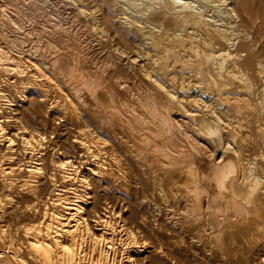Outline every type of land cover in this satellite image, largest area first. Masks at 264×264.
Returning a JSON list of instances; mask_svg holds the SVG:
<instances>
[{"label": "bare ground", "instance_id": "bare-ground-1", "mask_svg": "<svg viewBox=\"0 0 264 264\" xmlns=\"http://www.w3.org/2000/svg\"><path fill=\"white\" fill-rule=\"evenodd\" d=\"M25 1L0 0V264H140L141 260L144 264H168L162 257L181 264L161 248L156 254L159 259H151L154 250L148 251L145 238L119 217L126 209L130 181L127 170L109 157L108 144L130 150L143 175L139 185L145 182L153 191L150 202L159 199L166 205L162 208L155 203L157 215L165 218L167 228L182 235V242L187 239L201 263L211 264L216 258L206 248L215 245L226 248L227 252H217L223 264H264V255L254 259L253 247L257 245L254 239L264 235V169L259 172L254 159L245 167L247 159L236 143L243 130L254 126V137L259 138V142L254 139V151L264 150V12L251 18L255 37L248 44L229 19L222 23L208 13L213 7L225 6L227 0H198L203 4L199 8L193 0L121 1L120 14L124 11L133 14L135 22L157 25L158 34L150 32L145 37L154 58L144 48L138 56L147 59V66L159 65L158 71L164 75L171 68L173 81L178 76L177 65L183 72L190 69L191 88L215 98L237 117L235 128L226 134L227 126L213 112L193 117L191 125L175 121L184 114L178 98L152 79L145 66H136L134 60L125 62L132 53L126 34L117 30L108 34L111 28H105L104 34L92 25L89 32L97 38L92 41L107 38L108 47L97 52L104 59L89 58L91 39L81 40L73 34V47L49 39L60 33L67 42L71 32L45 16L46 8L38 5L51 1L56 6H72L73 0L68 4L66 0ZM139 1L149 4L142 6ZM243 2L233 3L236 9L230 7L234 15L237 10L246 14ZM103 8L99 5L97 9L103 14ZM75 14L83 16L82 12ZM153 14L156 16L148 17ZM36 15L46 17L40 30L48 38L25 42V35L15 34L10 40L12 30L16 33L25 23L32 24ZM10 50L23 57H13ZM64 58L71 63L69 69L78 72V83L64 75L60 65ZM169 58L173 64L166 62ZM121 66L133 73L137 69L146 84L132 90L130 85L135 88V84L120 73ZM25 101L62 123L73 121L77 151L72 156L62 151L57 136L51 138L45 131L31 128L32 122L46 125L47 120H39L31 107L23 110L20 103ZM247 117L250 120L244 126ZM161 133L168 139L159 138ZM172 139L179 142V149L172 150ZM48 150L55 158L49 162ZM172 158L181 163L169 164ZM93 179L109 182L110 198L98 201L102 203L101 215H96L97 204L87 192ZM58 181L66 198L58 193L45 202L49 186ZM91 209L95 210L93 216ZM235 246L245 248L240 256L232 252ZM192 263L197 261L188 262Z\"/></svg>", "mask_w": 264, "mask_h": 264}, {"label": "rangeland", "instance_id": "rangeland-1", "mask_svg": "<svg viewBox=\"0 0 264 264\" xmlns=\"http://www.w3.org/2000/svg\"><path fill=\"white\" fill-rule=\"evenodd\" d=\"M28 1H30V0H27L25 2H28ZM68 1L69 0L65 1V2H67L66 4H68ZM76 1H78V0L72 1L75 3V5H72L73 7L70 4L65 6L64 5L65 3L56 6L51 1H47V3L43 4V5L38 3L39 6L44 7L43 9L46 8L45 9L46 10L45 16H48V18H51V20H53V21H58V23L63 24L62 26L68 28L71 32L70 36H69V40H68L70 42H68V41L64 42L68 38L65 39L64 36L60 33L54 34L51 37H49L50 40H52L53 42H56L57 44L69 43V45L71 47H73L74 46V42H73L74 40H73L72 36H73V34H76L75 35V37L77 36L76 38H79L81 40L87 39V41H89V39H91L89 41V42H91L92 40H95V38H96L91 32H89V29L92 28L93 26H95L96 29L103 31L104 34L105 33L107 34L106 29L109 30L110 28L112 30L110 29L111 31L108 32V34L112 33L114 30L119 31L121 34L122 33L126 34L130 38V41L132 43V53L128 56L129 61H127V58L125 57V62L130 63L131 61L134 60L136 66H138V67L139 66H141V67L145 66L144 68L148 69V72L150 71V76H152L151 77L152 79H155L167 91H169L170 94H172L174 97L178 98L179 102L182 105V109H183L184 114L183 115L179 114L178 116H176L175 121L179 122L182 125H191L193 122V120H192L193 117L200 118L201 116L209 115V113L213 112L214 114L218 115L222 119L223 123H225V125L227 126L226 132H225L226 134L229 133L230 129L235 128L237 117L235 118V116L233 115V112L229 108H226L225 105H220V103H218V101L215 98H212V97L207 96L205 94L203 95L198 90L191 88V85L188 81V76L190 75V72H191L190 69L187 70L188 68H186V70L184 69V72H183V70H182L183 68L181 67V65H177L175 68L176 69L175 72L178 76H177V79H175L173 81L172 80L173 75L171 74V71H172L171 68L168 70L170 74L168 72H165V75H164L160 71H158L160 69L159 65L157 66L155 64L154 65L151 64L150 66H147V64H146L147 59L145 60L144 58H141L138 56V53L142 54V52H143L142 49L144 48V52L148 53L149 57H151V59L154 58L153 57L155 55L154 50H153V48H152V50H150L151 47L149 46V41H147L146 38H147V34L150 32H154L156 35L158 34V33H156V31L158 30L156 28L157 25H153L149 22L148 23L146 22L144 24L141 23L140 21L135 22V20H134L135 16H132L133 14H127L124 11H121V14H120L121 6L123 5V3L121 2L122 0H111V1L110 0H96L95 2H90L91 0H80L78 2H76ZM197 1L193 0L195 6H197L198 8L200 6H203V4H200V2L199 1L197 2ZM237 1L238 0H229V1L227 0L226 5H225L226 7L225 6L213 7V8L208 10L209 11L208 13L210 16H212L213 20L214 19L219 20V21L222 20L221 21L222 23H224L227 19H229L228 21L231 22L234 26H236L240 36L243 35L242 39L246 40L247 43L249 42L248 44H251L253 38L255 37V31H254L255 29L253 30V24L251 22L252 21L251 18H253V16L254 17L257 16V13L264 12V0H246V1L241 0V1L245 2L246 14L243 13V11L237 10V13L234 15L232 13V11L230 10V7H233L234 9H236L237 5H234L233 3L236 4ZM146 2H148V1H144V2L139 1V2H137V4L140 5V3H141L142 6H145V4L146 5L149 4ZM50 3H52L53 5ZM99 5L100 6L102 5V7H104L103 8L104 9L103 14L97 9ZM76 7H77V9H76ZM76 11L82 12L83 16L82 15L77 16L75 14ZM159 11H157L155 14L157 15V13ZM32 13H33V11L31 12V14ZM247 13H248V15H247ZM155 14L150 15L148 17L153 18L154 16H156ZM45 16L39 17L36 15L35 22H33L32 24L25 23V26L22 28L23 30L20 29L16 33H13V30H12L11 34L8 35V36H11L10 40H12V36H14L16 34V35H19L22 37H24V35H25L26 36V38L24 37V39H26L25 42H28V41L30 42V41L36 39L35 37H38L37 40H40V42H43L44 37L48 38L47 37L48 35L46 36L40 30L41 26L46 21ZM124 19L126 21H124ZM42 21H44V22H42ZM132 22L134 24L131 25ZM26 24H27V26H26ZM31 27H33V28H31ZM127 27H130L129 30ZM175 27H176V25H175ZM254 28H255V26H254ZM31 29H33L35 31L32 35L30 34ZM140 31H141V33H139ZM22 32H23V34H19ZM28 32H30V33H28ZM140 34H142V35H140ZM27 36H29V37H27ZM32 36H33V38H32ZM142 37H143V39H142ZM101 41H95V42L92 41V43H91L92 44L91 54L89 55V58L92 57L94 59H97V57H98V58L104 59V56L103 55L101 56L97 52L101 51L102 49H107V47H108V44H106L107 38H103ZM9 54L12 55L13 57L14 56L23 57V55H21L19 52L15 51V50H13V51L10 50ZM151 59L149 58L148 60H151ZM169 59H167L166 62H168V64H173L172 63V62H174L173 58H169ZM149 62H152V61H149ZM68 63H69V65H68ZM60 65H61L63 71L65 72L64 73L62 71L64 73V75L66 77H70V80H72V82L78 83V74H77L78 72H75V71L72 72L70 70L71 69L70 61H68L65 58L61 59ZM65 66H67V67H65ZM178 66L181 69L178 68ZM136 70H134V73H133V71H130L131 72L130 73V72H128L126 66H121V70H120L121 71L120 73L122 75L124 74L123 76L126 75V77L129 79V81L131 80L130 82L131 83L133 82L135 84V88L133 87V85H130L132 87V90L136 89V87H139L140 83H141V86L143 84H146L144 82L145 79L142 78V74H140L138 72V70L136 72ZM154 70H157L158 74L153 73L152 71H154ZM187 71H189V74ZM128 73H129V75H127ZM183 73H186V74H183ZM130 74H132L134 76L132 77V75H130ZM161 74L163 75V77ZM135 75H136V77H135ZM166 75H167V77H166ZM169 75H170V77H169ZM186 77H187V80H186ZM138 80H141V81H138ZM137 82H138V84H137ZM20 104L22 105V109L25 111L31 107V105H29L30 102L27 103V101L22 102ZM30 109H32L36 113V115H39L42 117V118H40L39 116H37L39 120H47V124H46L47 127H46V125H44L42 123H38L35 126L34 123L32 122L30 124L31 128H33L38 133H43L45 131L47 133V135L51 138H54L57 136L56 138H58L57 140H58L60 147H62V151H64L67 155L72 156L73 153L77 151L76 150L77 145L73 141L74 138L76 137V134H75L76 129L73 125H71V122H73V121L66 120L67 123L66 122L62 123L61 121L54 119L50 115H48V113H46L44 109L39 110V109L34 108V107H31ZM43 113H44V115H43ZM247 120H250V119L248 117L246 118V121L243 122L244 126H246V124L248 123ZM253 127L254 126H252V130H249V129H246L247 131L243 130V132L240 134V137L236 140L237 141L236 143L240 145V149L238 150V152L240 154H242L243 157H246V159L249 161L248 162L247 160H245V162H244L245 167H247V165H250L252 162H255L254 160H257V164H258V168H259V169L258 168L257 169L259 170V172H261V168H262V170L264 169V164H263L264 163V150L255 149L256 151H254V139L256 140V142H259V138L257 136L254 137V128ZM43 129H45V130H43ZM247 133H249V134H247ZM161 137L164 140L168 139V136L165 134L163 136L162 133L160 134L159 138H161ZM172 140H173L172 150L179 149L181 147L179 142L175 139H172ZM175 145H176V147H175ZM108 146H109V148H108ZM106 150L109 151L108 152L109 157L112 155L111 158H116L115 159L116 162H119V164L122 165V167L125 169V171L127 170L126 174L129 176V177L128 176L127 177L129 179V181L131 182V183L129 182L127 184V190H128V193H127L128 199L127 200L128 201L127 200L125 201L126 209H125V211L120 212L119 217H121L122 219L125 220L127 226L132 227L133 229H135V231L137 230L138 233L136 232L135 234H140V237L142 236L141 238H143V239L145 238L143 243L145 245H147L148 251L154 250L153 251L154 253L152 252L153 254L151 253V255H150L151 259L156 258V257H157L156 259H159L158 258L159 255H156V254H157V250L159 248H161V250L164 251V253L166 252V254L175 255V257L179 261H181V264H188V262L190 263L191 261H194V260L197 261V264H203L200 262V259H201L200 256L195 255V252L193 251L194 249H191L189 247V245L186 244L187 239L183 238L184 241L182 242V240L180 239V237H182V235L178 234V232H176V231H172L171 229L167 228V226L165 224V218L163 219V216L161 217V216L157 215V213L155 211L156 210L155 203L160 204L162 208H165L166 205L164 203H161V201L159 199H156L155 202H154V200H153V202L152 201L150 202V198H148V197H150V194H152L153 191H151L150 185L149 184L146 185L145 182L144 183L142 182L143 184L139 185V180L143 177V175H141V172L138 169L139 167L137 166L134 159L130 155V152H129L130 150H127L125 147H122V146L111 147V145H109V144L107 145ZM111 152H112V154H111ZM256 152H257V154H256ZM47 153H48L47 154V159H48L47 161L49 162L51 159L54 158V155H53L51 150H48ZM127 154H128V156H127ZM167 162L169 164H173V165H176L177 163H181L180 161L173 159V158L171 159V162H170V160H168ZM182 163H183V161H182ZM135 179H136V181H135ZM91 181H89L90 189L87 192L90 193V196H93L92 200H95V201L92 202V200L91 201L88 200V203L92 202L94 204L96 202L97 206H94V209L98 210V211L96 210V212H95V210L91 209V211L93 210V212H91V214L93 213L91 216H93L97 212L98 213L96 215H98V214L101 215V213L103 212L101 210L102 209V203L104 202L105 199L110 198V191L108 192V190H107V183L109 184V182H107V183L105 181L99 182L96 179H93ZM98 184H101V185H98ZM99 186H100V188H99ZM64 192H65V189L63 188V184H61L60 181H58V184H56L55 186H53V187L49 186L48 190L46 191V193L44 195L45 198H43V200L47 201L48 198L53 199V196L58 194V193L64 199V198H66V195H64ZM97 197H98V199H97ZM68 198L70 199V201L73 200V195H69ZM100 198L101 199L103 198V199L101 200ZM144 200H145V202H144ZM98 201L99 202L103 201V202L99 203ZM47 205H49V204H47ZM91 207L92 206H89L88 208L90 209ZM96 207H98V208H96ZM262 213L264 215V212H262ZM153 219L155 221H157V223H159V225L161 226V229H157L154 226V224H153L154 220ZM144 221H146V222H144ZM25 222L27 223V220H25ZM26 223L23 222V224H26ZM145 223H147V224H145ZM139 229H141L143 232L140 233ZM260 235H261L260 237H261L262 242L259 241L258 238H260V237H258L257 238L258 241H257V239H254V244H257V245H253L254 253L256 254L254 259H256V260H259L260 259L259 257L264 255V250H263L264 249V240H262V239H264L263 238L264 235L261 233H260ZM259 244H261V245H259ZM259 247H261V248L259 249ZM206 248L207 249L210 248L208 251H210L211 254L216 256V258L213 259L212 261L210 260L209 263L210 262H212L211 264H221V263L223 264L224 263V262H220L218 254H220L219 253L220 251H223V253L227 252L226 248H224V250H223V248H221V247L219 248V246H215V245H207ZM243 248L244 247L238 248L235 246L231 249H232V252L234 254H236L237 256H240L241 249L243 250ZM231 249L229 251H231ZM235 250H236V252H235ZM261 250L263 251V253ZM217 252H218V254H217ZM144 256H146V255H144ZM162 258H164V257H162ZM162 258H160L161 261L163 260L162 262L171 264L170 261L165 260V258L164 259H162ZM151 259H150V257H148L147 260L151 261ZM141 261L142 262L140 264H142V263L144 264L145 261H143V260H141Z\"/></svg>", "mask_w": 264, "mask_h": 264}]
</instances>
